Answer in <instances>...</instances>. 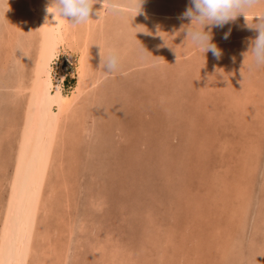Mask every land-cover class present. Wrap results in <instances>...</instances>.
I'll list each match as a JSON object with an SVG mask.
<instances>
[{"label":"rangeland","instance_id":"obj_1","mask_svg":"<svg viewBox=\"0 0 264 264\" xmlns=\"http://www.w3.org/2000/svg\"><path fill=\"white\" fill-rule=\"evenodd\" d=\"M150 1L175 16L152 19V28L136 36L145 51L164 55L109 79L126 81V88L98 103L99 110L126 136L97 148L88 137L82 142L77 171L68 177L69 201L60 195L61 211L51 214L59 230L56 237L50 230L55 249L66 251V264H264V65L255 63L251 51L258 29L245 15L222 26L205 24L221 55L203 54L186 37L191 17L184 12L192 0ZM153 25L160 29L151 30ZM104 31L110 34L112 26ZM59 60L68 92L76 56L62 51ZM249 88L259 92L249 95ZM8 146L4 141L1 158ZM238 177L250 193L232 188ZM237 215L246 217L245 226ZM107 250L116 253V262Z\"/></svg>","mask_w":264,"mask_h":264},{"label":"bare ground","instance_id":"obj_2","mask_svg":"<svg viewBox=\"0 0 264 264\" xmlns=\"http://www.w3.org/2000/svg\"><path fill=\"white\" fill-rule=\"evenodd\" d=\"M52 7L51 0H3V6L0 7V152L4 141L9 144L7 156L1 158L3 154L0 153V169H3V173H0V264H49L53 254V264L67 263L66 251L55 249L56 240L50 230H53L55 237L59 230L53 225L57 222L51 223L50 219L52 213L58 214L57 211L60 210V195L65 197V203L69 201L72 183L68 177H72V172L77 171L74 165L79 162L78 150L86 137L97 144L94 145L97 148L98 145L102 147L112 143V139L125 135L116 123L114 125L117 129L106 123L104 119L108 120L109 116L106 117L103 110H99V105L107 104L115 91L126 84V81L117 80L118 78L113 81L109 79L121 77L124 73L127 76L126 72L134 66L140 67L146 62L161 59L164 53L151 54L150 51H145L142 42L138 41L137 31L152 28L149 24L152 19L175 16L154 7L150 0H142L140 9L131 19L134 9L116 13L103 7V0H96L90 12L91 18L83 23L72 24L67 20L71 17L65 19L50 12L48 9ZM254 11L256 9L246 12V16H252ZM241 15L245 14L238 13L236 17ZM110 26L112 31L107 34L104 29ZM154 28L151 30H158L159 27ZM19 42L25 45L31 56L24 54L22 49H16ZM109 49H116L121 54L119 70L113 74H105L107 65H101V54H106ZM62 51L76 56L72 72L75 81L68 92L64 91L65 69L59 60ZM134 53L135 58L130 55ZM238 69L236 70L241 71ZM244 72L243 77L246 70L241 71L242 74ZM233 81L235 85H232L239 91L238 83ZM248 82L245 86L251 87L252 83L247 84ZM226 86L230 90L229 85ZM252 88H249L250 93L246 89L249 95L255 90ZM232 90L230 91L233 92ZM255 91L259 92L257 89ZM260 103L263 104L262 101ZM227 104L229 107V102ZM258 104L257 107H263ZM242 106L238 108L241 109ZM94 107L95 113L92 112ZM109 109L112 110L111 106ZM109 109L106 111L110 115ZM260 114H264L263 111ZM239 174L246 175L241 172ZM240 180L237 179L232 188L238 193H250V189L244 188L245 185ZM95 200L93 198L91 202ZM244 218L246 217H238L239 226H245ZM79 227L83 229V226ZM10 240L13 245L11 255ZM111 255H114L111 258L116 262V253ZM112 259L109 261L112 262Z\"/></svg>","mask_w":264,"mask_h":264},{"label":"clouds","instance_id":"obj_3","mask_svg":"<svg viewBox=\"0 0 264 264\" xmlns=\"http://www.w3.org/2000/svg\"><path fill=\"white\" fill-rule=\"evenodd\" d=\"M96 0H51L52 8L48 10L59 17H71L72 24H79L88 21L91 16L92 6ZM142 0H103V7L116 12H124L128 9H134L132 17L140 9ZM193 7H189L184 12L185 16L191 17V24L187 25V38L204 54L211 51L213 55L219 57L221 50L212 42L211 32L204 31L205 24H215L222 26L230 20L235 19L238 13L257 9L258 3H264V0H192ZM3 6V0H0V7ZM259 17V21L252 24V18ZM247 18V17H246ZM248 19V18H247ZM250 25L258 29V35L251 45L252 56L256 64L264 65V7L253 12ZM147 31V29H145ZM229 32H225V38ZM22 49L23 53L31 56L26 50L25 45L19 42L16 49ZM15 49V50H16ZM101 54V53H100ZM121 62V54L116 49H109L106 54H101V65H107L108 70L105 74L118 72Z\"/></svg>","mask_w":264,"mask_h":264},{"label":"snow or ice","instance_id":"obj_4","mask_svg":"<svg viewBox=\"0 0 264 264\" xmlns=\"http://www.w3.org/2000/svg\"><path fill=\"white\" fill-rule=\"evenodd\" d=\"M47 99H48V97L46 96V98H45V103H47ZM12 249H13V245H12V242H11V240H10V246H9V253H10V255H11V253H12Z\"/></svg>","mask_w":264,"mask_h":264}]
</instances>
